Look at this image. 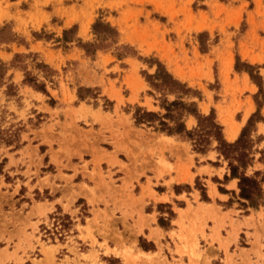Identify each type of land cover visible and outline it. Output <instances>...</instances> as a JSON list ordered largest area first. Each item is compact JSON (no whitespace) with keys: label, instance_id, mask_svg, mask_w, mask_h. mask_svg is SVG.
<instances>
[{"label":"rangeland","instance_id":"374dc122","mask_svg":"<svg viewBox=\"0 0 264 264\" xmlns=\"http://www.w3.org/2000/svg\"><path fill=\"white\" fill-rule=\"evenodd\" d=\"M97 22L110 26L116 35L103 26L95 32L93 26ZM0 63L4 65L0 70V238L8 235L5 243L0 242V264H264V206H241L239 190L227 204L238 210L236 214L245 220L241 223L244 228L238 234L227 233L226 238L218 234L217 249L213 247L215 239L211 238L208 247L213 253L202 250L196 239L194 242V232L191 238L177 236L178 244L171 238L151 234L149 238L156 241V247L143 234L136 236L138 229L127 223L125 209L120 207L116 208L121 210L122 217L103 211L102 224L82 229L80 224L91 216L93 209L82 197L71 210L65 206L70 213L55 206L37 232V245L31 247L29 254L31 260L24 263L16 254L19 244L10 247L13 232L7 229L15 226V216L24 210V203L30 202L28 198L18 201L20 195H25L26 187L19 190V195L8 193L11 186L24 179V168L16 166L14 158H26V175L33 166V174L45 177V183V174L54 168L50 160L61 151L60 146L53 151L48 145L50 141H62L65 135L73 137L74 145L79 144L76 154L82 159L83 152L89 149L83 147L80 136L93 132L95 124L88 122L83 107L73 109L71 119L70 105L88 104L110 110L114 94L120 91L116 87L121 84L110 81L111 92L105 95L103 81L112 77L109 66L114 63L120 65L113 69L116 74L131 69L123 93L136 94L141 90L139 103L123 107L131 114L136 129L185 142L196 161L198 155L209 153L225 165L228 175L227 161L215 150L214 140L205 153H199L194 150V141L185 135H167L156 130V118L151 125L136 124L134 115L150 112L162 117L167 104L173 101L193 103L200 115L208 116L214 111L224 140L232 143L258 110L262 120L255 118L250 128L254 159L246 172L262 171L264 126L258 123H264V0H0ZM158 64L190 92L152 86L147 76L154 75ZM246 65L252 66L247 70L257 80L250 78ZM63 90L67 91L65 96L61 95ZM68 91L74 93L75 99ZM117 101L122 104L121 97ZM168 108L169 116L174 120L180 118L186 130L197 127V119L187 115L183 106ZM190 117L195 120L193 126L187 121ZM241 119L245 123L239 129ZM174 120L163 118L169 126L174 125ZM229 127L239 130L233 141L226 139ZM104 147L108 145L104 143ZM112 155L115 154H108ZM81 163L85 181L96 184L84 185L86 194L94 195L96 189L100 195L112 198L114 192V200L124 205L134 199L128 175L118 179L122 183L119 188L107 166L89 172L91 162ZM108 164L113 165L110 159ZM119 165L127 170L124 163ZM139 183L140 180L136 181ZM203 183L196 179L194 188L206 200ZM32 193L36 202L54 197L49 189L35 188ZM169 206H155L159 213L157 223L163 229H168L174 214ZM80 230L86 234L82 235ZM97 233L103 237L101 243L94 238ZM201 237L205 240L203 232ZM68 241L76 247L72 259L64 256L65 248L61 247ZM109 244L113 247L109 248Z\"/></svg>","mask_w":264,"mask_h":264},{"label":"crops","instance_id":"0c3cea01","mask_svg":"<svg viewBox=\"0 0 264 264\" xmlns=\"http://www.w3.org/2000/svg\"><path fill=\"white\" fill-rule=\"evenodd\" d=\"M119 66V63L111 64L109 71L113 75L112 77H105L106 80L103 81V94L105 95L111 92L110 81L116 80L121 84L120 87H116L120 91L114 94L115 98L112 99L113 106L110 110L105 111L88 104L83 106L70 105L72 108L71 119L75 114L74 110L83 107L81 109L87 114L88 122L95 124L91 128L93 132L84 133L80 136L84 143L83 147L89 149V151L83 152L82 159L76 154V151L79 150V144L74 145L73 137L65 135L62 141H50L48 145L52 147L53 151H57L59 146L61 151L56 153L54 160H50L54 168L52 172L45 174L48 175L45 183L42 181L45 177L33 174V166L29 167L30 174L26 175L28 171L26 158L23 161L18 156L14 158L15 165L24 168L22 172L24 179L19 185L11 186L8 193L13 196L19 195V190L26 187L25 195H20L18 201L28 198L30 202L24 203V210L15 216V226H9L7 229L13 232L10 247L14 248L15 244H19L20 248L17 249L16 254L23 263L30 259L31 247L37 245V232L40 226L48 221L49 215L55 210V206L60 205L64 212L70 213L65 206L71 210L79 197L87 199L86 201L93 208L91 216L83 224H80L82 229L87 226L93 229L96 224H102L101 212L103 211L111 212L120 218L122 217L120 211L125 209L127 223L138 229L136 236L139 237L143 234L156 247V241L149 238L151 234L160 235L161 239L171 238L175 244H178L177 236L191 238L194 232V242L196 239L202 250L213 253L212 249L208 247L211 238L215 239L213 247L217 249L218 234L222 238H226L227 233L233 234L236 231L238 234L244 228L241 223L245 220L236 214L238 210L227 204L230 196L238 193V189L236 179H224L225 176H228L224 164L212 159L209 153L204 156L198 155L196 161L195 156L190 154L185 142L178 141L174 137L146 133L142 129H136L131 114L126 113L123 107L129 108V106L139 103L141 90L136 94L131 91H128L127 94L123 93V90L126 89L123 84L128 80L131 69H126L123 74H116V70L113 69L115 67L120 68ZM68 93L75 99L73 92L68 91ZM66 94V90L61 92V95L65 96ZM119 97L122 98V104L117 101ZM63 114L65 115L64 112ZM65 120L68 122L67 118ZM189 120L192 122V126L195 125L193 117L187 119V121ZM244 123L245 119L238 122L239 129ZM258 126H264V123H258ZM64 134L66 131L63 132ZM104 143L108 145L107 148L104 147ZM112 153L115 155L108 156ZM108 159L112 161L113 165L109 166ZM81 161L91 162L87 168L89 172L92 169L97 172L98 167L103 170V166H107L106 168H109L114 175L116 187L119 188L122 186L121 179L128 175V179L131 180L132 189L130 190L134 199L132 201L127 200V204L124 205L121 201L114 200L117 199L114 192L111 193L112 198L109 197L110 199L100 195L96 189L94 195L86 194L83 186L95 187L96 184L85 181ZM93 161H96V164H93ZM119 163H124L127 170L122 169ZM196 179H201L204 182L206 200H202L199 192L194 188ZM88 180L90 181V179ZM139 180L141 183L137 185L136 181ZM185 186H189V188H185ZM35 188L38 190L49 189L54 194L53 199L50 201H33L31 196ZM177 203L178 205H174ZM168 204L174 214L168 229H163L157 223L159 213L155 206ZM116 207H120L121 210ZM202 232L205 235V240L201 237ZM80 233L86 234L84 230H80ZM7 236L4 234L3 238H0V242L5 243ZM94 238L98 243H101L103 237L97 233ZM86 244L89 245L90 242L86 241ZM108 246L109 248L113 247L112 244ZM229 246H232V243ZM61 247L65 248L64 256L72 259L71 254H74L76 247L69 241ZM220 252L223 253L224 251L221 250Z\"/></svg>","mask_w":264,"mask_h":264},{"label":"trees","instance_id":"16d2710c","mask_svg":"<svg viewBox=\"0 0 264 264\" xmlns=\"http://www.w3.org/2000/svg\"><path fill=\"white\" fill-rule=\"evenodd\" d=\"M99 26L105 27L108 31L116 35L115 30L100 22L94 24L93 29L95 32ZM66 32H64V34ZM2 67H4V65L0 63V70ZM245 67L250 78L252 80H257L258 77L253 75L250 70H247L251 69L252 66L246 65ZM147 78L150 81V84L154 87L165 86L170 90H179L184 94L190 92V89L174 79L161 64H158L154 75L147 76ZM152 79L159 81L160 83L152 82ZM258 86L260 87L259 84ZM178 105L183 106L187 115H192L197 119V127L193 131L186 130L184 123L180 118L174 120L169 116L170 109L168 107ZM165 109L166 114L162 117H158L156 114L150 112H143L141 115L136 113L134 115L136 124L146 123L151 125L154 121L153 119L156 118L155 120L158 121V127H155L156 130L164 132L167 135H185L190 140L194 141V150L199 153H205L208 150L207 146H209L211 141L214 140L217 144L215 150L224 160L227 161L229 175L225 176L224 179H237V188L239 190L238 198L243 200L240 205L254 209L259 206H264V169L262 171H254L252 174H247L246 172L247 168L252 165L254 159L252 152L253 141L250 138V128L252 127L255 118L256 120H262L259 116L258 110L249 117L238 139L235 142L229 143L225 141L222 136V127L215 121L213 110L208 116H203L194 110L193 103L185 104L178 101H173L167 104ZM163 118L170 121L174 120V125L169 126L167 122L163 121Z\"/></svg>","mask_w":264,"mask_h":264},{"label":"bare ground","instance_id":"6f19581e","mask_svg":"<svg viewBox=\"0 0 264 264\" xmlns=\"http://www.w3.org/2000/svg\"><path fill=\"white\" fill-rule=\"evenodd\" d=\"M238 133H239V130H238L237 127L236 128L229 127V128H227V130L225 132L226 139L228 141H232V140H234L238 136Z\"/></svg>","mask_w":264,"mask_h":264}]
</instances>
